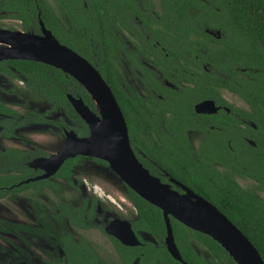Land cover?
I'll list each match as a JSON object with an SVG mask.
<instances>
[{
    "label": "flooded vegetation",
    "instance_id": "1",
    "mask_svg": "<svg viewBox=\"0 0 264 264\" xmlns=\"http://www.w3.org/2000/svg\"><path fill=\"white\" fill-rule=\"evenodd\" d=\"M46 1L59 37L70 39L92 57H101L106 73L114 74L118 104L128 116L126 120L123 113L132 150L151 175L180 194L188 188L210 204L223 199L219 186H227L228 181L237 196L259 200L264 210V168L257 163L264 160V114H254L251 104L227 86L213 83L216 98L204 97L201 89L204 80H209L208 73L215 71L211 52L201 42L206 34L210 44H214L212 38L223 35L222 29L214 26L221 22L219 1L117 0L107 4L106 13L104 2L94 10L93 1L88 6L82 0L86 9L75 0ZM85 14L89 19L83 26L77 23V15ZM40 17L38 10L37 28L25 30L16 12L0 10V28L42 35L44 26L72 49ZM9 69L10 75L0 72L9 86L0 92L5 107L12 109L7 106H12L6 102L8 96L18 98L24 92L31 94V99L44 100L30 88L22 72L11 65ZM205 101L214 105L197 111V105ZM48 109L34 110L42 113L45 121L15 125L10 136L3 135L2 129L4 121L12 116L0 112V151L13 148L23 153L22 167L0 172V182L5 176L12 177L11 184H0V264H188L175 236V231L184 232L185 228L173 227L172 216L169 222L181 259L168 250L161 210L163 229L138 226L139 211L124 180L113 171L125 194L113 182L102 181L97 173L88 175L90 167L103 172L104 165L109 166L105 160L76 155L66 175L59 174L61 165L56 172L40 177L46 171L32 163L58 153L64 145L48 154L28 146L29 141L42 144L39 137L43 133L26 132V138L19 141V132L27 130L28 125H46L60 126L64 135L70 131L79 137L89 134L83 120L86 134L74 129L85 127L60 108L46 114ZM12 110L21 117L31 111ZM216 183L220 185L215 187ZM71 187L78 193H65ZM181 237L188 240L199 258L194 264H232L227 260L222 263L198 235L186 232Z\"/></svg>",
    "mask_w": 264,
    "mask_h": 264
},
{
    "label": "trees",
    "instance_id": "2",
    "mask_svg": "<svg viewBox=\"0 0 264 264\" xmlns=\"http://www.w3.org/2000/svg\"><path fill=\"white\" fill-rule=\"evenodd\" d=\"M60 2H68L70 0H57ZM72 1V0H71ZM79 7L82 9V0H75ZM88 6L91 1L94 2V10L99 4L104 2L105 13L109 7L107 4L110 1L117 3V0H85ZM174 2H208L212 3L215 0H172ZM220 2L221 9V22L218 25L223 31V35L219 39L212 38L214 44L209 43V37L206 34L205 39L201 42L205 50L211 52V62L214 70L208 73V79L204 80V85L201 86L202 91L205 93L204 97L216 98L213 94V83L224 85L232 91H236L240 96L246 99L252 106L253 113L256 115L264 114V0H217ZM204 4V3H203ZM116 6V5H115ZM66 7V6H64ZM0 10H7L16 12L17 16L23 19V29L29 30L37 28V13L41 12V19L46 25H50L57 38L79 54L88 59L100 71L110 88L112 89L118 103L120 101L119 90L112 81L114 74H107L104 69V64L101 57H92L86 52L77 48V46L70 39H61L55 32L52 22V10L47 4L46 0H0ZM110 16V15H109ZM114 16V15H112ZM89 19L87 15H77V23L81 22L85 26L86 21ZM101 23L103 17L100 18ZM77 30L80 31L78 25ZM109 43V41H108ZM98 51H100V43H98ZM9 65L18 69L24 76L27 77V84L45 101L49 103L50 108L45 112L49 113L50 110L60 108L68 118L76 120L77 123L85 127V123L75 112L70 102L67 99V94L74 97H80L86 105L92 110H96L91 100L90 95L86 90L70 75L64 73L60 69L53 66L32 61V60H5L0 62V72L12 74ZM219 70V73L217 72ZM120 104V103H119ZM0 112L10 114L12 117L5 120L3 123L2 134L10 136L13 134V129L16 126L24 125L29 122H42L45 121L42 113L37 111H28L24 117L16 114L10 108L5 107L0 102ZM125 113V112H123ZM126 115V113H125ZM126 120L128 116L126 115ZM60 122L69 128L62 120ZM130 125V124H129ZM80 134L87 133V128L75 127ZM75 159L71 158L66 160L59 169L60 175H66L71 162ZM23 161V153L16 149L8 148L5 151H0V172L7 173L11 169L20 168ZM104 162V161H102ZM259 163L264 168V160ZM264 182V175L261 176ZM12 177L5 176V180L0 184L9 185ZM211 178L206 179L209 182ZM208 180V181H207ZM213 180V179H212ZM224 180H222L223 182ZM194 182V181H193ZM196 183V181L194 182ZM220 183L214 184L218 187ZM222 190V200L210 201L215 205L256 247L259 254L264 261V210L261 207L260 201L255 198L249 199L247 196H237L227 181V186L222 184L219 186ZM206 190V188H204ZM129 197L133 200L139 211L138 226L146 228L156 227L164 228L163 218L161 211L156 206L142 199L130 188H127ZM173 227H180L184 229L175 231L176 242L179 244L180 249L183 251V258L188 264L198 262L199 258L194 254L190 247L188 240L182 238L186 232L198 235L204 244L209 246L220 261L224 260L236 264L229 254L221 247L219 243L213 240L210 236L190 230L182 223L175 219H171ZM159 231V230H158ZM176 263V262H174Z\"/></svg>",
    "mask_w": 264,
    "mask_h": 264
},
{
    "label": "water",
    "instance_id": "3",
    "mask_svg": "<svg viewBox=\"0 0 264 264\" xmlns=\"http://www.w3.org/2000/svg\"><path fill=\"white\" fill-rule=\"evenodd\" d=\"M12 42L20 45L11 47ZM8 59L32 60L60 69L86 90L96 109L92 110L82 98L67 94L71 106L87 124L89 134L79 137L71 131L67 132L63 149L49 158L34 161L32 164L46 171L41 178L56 172L67 159L76 155L100 158L129 188L162 211L168 233L167 247L175 258L181 259L174 243L169 216L210 236L236 264H264L251 241L215 206L188 188H184V194L176 192L142 166L132 150L123 112L111 88L86 58L61 44L43 26L42 35L0 28V61ZM213 105L212 101H205L198 104L196 109L202 111Z\"/></svg>",
    "mask_w": 264,
    "mask_h": 264
},
{
    "label": "rangeland",
    "instance_id": "4",
    "mask_svg": "<svg viewBox=\"0 0 264 264\" xmlns=\"http://www.w3.org/2000/svg\"><path fill=\"white\" fill-rule=\"evenodd\" d=\"M7 87H9L7 79L5 77L1 76L0 77V92H4V89ZM31 98H33V97H31V94H29L28 92H26V93L24 92L18 98L15 96H8L6 102L12 105V106L7 105V106L11 107L12 109L16 110L17 112H22L23 110L25 111L26 109L38 110V111H44V110L48 109L49 103L47 101H45L43 99L38 100V99H31ZM29 101H32V103H30ZM58 113L60 114V117H64L62 114L63 112L61 110H58ZM27 130L19 132V134L16 135V137L18 138L16 140L26 138V132L27 133L31 132V134H34V133L37 134L38 132L43 133L42 137H39V139L43 142L42 144H33L31 141H29L28 146L35 149V150L36 149L42 150L48 154H52V153L57 152L60 149V147L63 145L64 141L66 140V135H64L62 128L60 126L59 127L58 126L57 127H54V126L47 127L45 125V126L40 127V125H38V126H29L28 125ZM4 146H6L5 143H4ZM88 165H91V164L89 163ZM104 167H105V170H103V172L98 171V169H95L93 167H90L88 175L92 174L94 177L95 174L97 173L96 175L99 176L102 181L107 182V180H109V181L113 182L114 186L115 185H116L115 187L118 186L119 190H121L125 194V191L122 187V183H121L120 178L114 174V172L110 168V166L104 165ZM85 186H86V184H85ZM110 187L115 188L112 186H110ZM86 188H87V186H86ZM65 193L73 194V193H78V192H76L74 190V188L71 187V188H66ZM111 209L119 210V208L117 206H112Z\"/></svg>",
    "mask_w": 264,
    "mask_h": 264
},
{
    "label": "bare ground",
    "instance_id": "5",
    "mask_svg": "<svg viewBox=\"0 0 264 264\" xmlns=\"http://www.w3.org/2000/svg\"><path fill=\"white\" fill-rule=\"evenodd\" d=\"M11 47H17L20 45V43H17V42H12L11 44ZM104 117H106L105 113H104ZM66 145V144H65Z\"/></svg>",
    "mask_w": 264,
    "mask_h": 264
}]
</instances>
